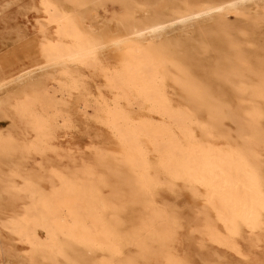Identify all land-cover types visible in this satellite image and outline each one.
<instances>
[{"label": "bare ground", "instance_id": "bare-ground-1", "mask_svg": "<svg viewBox=\"0 0 264 264\" xmlns=\"http://www.w3.org/2000/svg\"><path fill=\"white\" fill-rule=\"evenodd\" d=\"M208 1L170 17L168 14V18L158 15L146 21L132 22L123 27L124 31L118 30L108 37L97 32L91 22L83 21L77 9L70 12L59 0H40L44 17L38 19V23L43 55L40 52L34 56L32 64L0 73V109L8 111L19 132L18 137L11 132L6 136L0 133V155L13 159L20 153L22 157L38 155L41 158L37 164L39 169L32 173L26 172L13 159L8 183L0 186L1 196L3 193L9 195L5 207L11 211L7 219L0 218L2 225L30 244L32 256L41 253L39 255L43 254L53 264H61L59 260H70L69 252L80 245L92 250L93 254L97 251L106 254L94 264H115L124 248L130 245L140 249L143 259L148 262L158 255L175 259L173 243L183 222L171 208H158L160 205L156 206L155 197L164 183L172 190L179 181L193 196L204 195L210 208L211 215L206 212L200 224L204 241L231 249L244 258L249 257V252L242 245L243 241H248L249 251L264 243V180L258 157L247 146L251 144L249 137H255L256 149L264 152V130L259 128L256 119L260 111L254 109L250 113L254 119L252 131L240 126L246 149L218 143L214 137V141L197 137L196 118L185 108L172 103L165 74L162 75L163 64L154 54L161 37L174 31L188 35L193 25L204 18L219 13H237L241 9H264V0ZM120 2L130 7L126 0ZM50 34L55 35L49 37ZM107 51L115 52L121 62L111 80L120 94L115 106L107 105V120L103 122L122 144L125 152L120 161L138 172L143 190L137 195L140 208L132 221L131 232L121 229L120 223L109 217L116 204L104 193L103 186L107 183L104 177L98 176L87 165L81 167L78 164L53 177L47 164L50 153L64 159L58 123L60 119L65 124L70 120L55 101L56 94L65 99L67 85L72 79L77 78L75 82H79L81 68L97 70L103 67L102 56ZM241 60L233 63L230 70L221 67L215 77L224 79L225 75L235 74L240 81L248 72L244 68L247 58L241 55ZM251 68L255 69L251 72L258 79L251 87V95L264 104V70L256 66ZM52 81L58 84L57 89L51 90ZM81 98L75 99L78 108L87 113V103L82 106L78 103ZM141 99L147 104V114L136 120L125 101L139 104ZM145 137L152 143L151 147L146 145ZM68 153H72L70 147ZM70 159L76 158L70 156ZM201 189L204 194H200ZM241 229L244 234L240 233ZM124 264L136 263L127 261Z\"/></svg>", "mask_w": 264, "mask_h": 264}, {"label": "rangeland", "instance_id": "rangeland-1", "mask_svg": "<svg viewBox=\"0 0 264 264\" xmlns=\"http://www.w3.org/2000/svg\"><path fill=\"white\" fill-rule=\"evenodd\" d=\"M206 1L209 2L208 0H126L130 4V7H126L120 0H59L65 9L69 7L70 12L77 9V14L83 21L91 22L97 32L101 31L108 37L113 36L118 30H123V27H127L125 25L132 22L146 21L158 15L168 18L166 17L168 14L170 17ZM39 2L40 0H0V73L34 63V56L40 55L44 50L40 43L38 23V19L44 15ZM221 25L223 28L220 27ZM220 29L223 31L221 32ZM180 34H182L180 31H174L161 37L157 51L154 52L163 64L162 75L165 74V85L172 103L176 107L185 108L184 110L192 113L196 118L197 137L216 142L219 140L218 143L246 149L247 144L241 136L240 126L244 125L247 131L253 130L254 119L250 113L254 109L260 111L256 119L259 128L264 130V104L251 95V87L258 80L256 74L251 72L255 70L251 66L264 70V9H241L240 12L228 15L219 13L196 22L190 34ZM52 35L50 34L49 37H54L55 34ZM241 55L248 60L244 68L249 73L242 77L244 80L241 78L239 81L240 78L235 74H231V77L225 75L224 79L215 77L221 67L230 70L233 63L243 61ZM118 60L119 57L115 52H105L102 56L104 70L103 67H98L97 70L81 68L82 75L79 82H75L77 78L70 81L65 99L60 98V94H56L55 101L61 106V112L71 121L65 124L60 119L58 123L64 159L50 153L47 164L53 177L59 172H65L74 164L81 167L87 165L98 176L104 177L107 182L103 186L104 193L113 198L116 204L109 212V217L118 221L121 229L131 232L132 221H135L136 211L140 208L137 195L143 190L138 181L140 180L138 172L121 162L125 152L122 144L103 122L107 120V105L115 106L120 94L111 81L112 75L121 67V62ZM232 78L234 81L230 80ZM74 84H77V87ZM50 86H52L51 90L57 89L58 84L52 81ZM78 96L82 97L78 100L79 105L87 103V113L78 108L75 100ZM105 101L107 104L104 103ZM137 104L125 101L126 108L136 120L137 117L140 119L147 114V104L142 99L139 100L140 105ZM2 111L0 109V133L6 136L11 132V135L18 137L19 132L13 125V119L8 115V111ZM145 139L146 145L151 147L152 143L146 137ZM249 139L251 144L247 146L257 155L264 180V152L256 149L254 143L257 142V138L249 137ZM68 146L72 153H68ZM70 156L72 159L76 158L75 163ZM0 157V160L5 159L0 161V186L8 183L13 159L29 173L36 168L39 169L41 160L38 155L22 157L20 153H16L13 159L10 156L0 155ZM118 175L122 176V179ZM167 188L164 183L155 197V204L157 207L160 205L158 207L160 209L164 206L171 208L182 219L183 227L173 243L176 258L158 255L148 262L143 259L140 249L128 245L115 264H124L127 261H134L136 264H264V243H261L257 249L249 251L251 248L248 241H243L242 245L249 252V257L244 258L231 249L221 247L209 240L204 241L200 224L206 217V212L211 215L210 208L204 201V195L193 196L190 190L180 184V181L172 190ZM201 190L200 194H204V190ZM137 191L139 192L136 193ZM8 198L7 193H3V196L0 194L2 220L11 215V211L5 207ZM2 220H0V264H53L45 259L43 254L39 255L41 253L32 256L30 244L20 239L16 233L7 231L2 225ZM240 233L244 234L242 229ZM83 247L77 245V249H74L76 252L74 250L69 252L72 257L70 260L74 261L72 264H94L96 260L101 261L106 256L103 251L93 254L92 250ZM70 260L61 258L59 261L61 264H71Z\"/></svg>", "mask_w": 264, "mask_h": 264}]
</instances>
